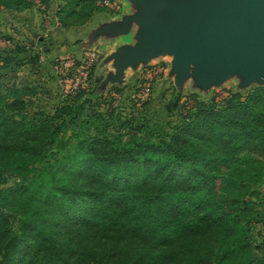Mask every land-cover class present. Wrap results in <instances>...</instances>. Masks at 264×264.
<instances>
[{"label":"trees","instance_id":"1","mask_svg":"<svg viewBox=\"0 0 264 264\" xmlns=\"http://www.w3.org/2000/svg\"><path fill=\"white\" fill-rule=\"evenodd\" d=\"M0 8L25 9L26 0H0ZM83 89L70 92L74 100ZM3 98L0 167L15 154L45 159L78 113L64 104L54 117H27L19 90ZM183 107L156 140L135 138L141 126L124 141L74 135L66 160H44L0 187V264H215L217 241L235 236L246 247L243 218L264 205V85L207 102L191 96ZM245 264H264V254Z\"/></svg>","mask_w":264,"mask_h":264},{"label":"rangeland","instance_id":"2","mask_svg":"<svg viewBox=\"0 0 264 264\" xmlns=\"http://www.w3.org/2000/svg\"><path fill=\"white\" fill-rule=\"evenodd\" d=\"M139 1L26 0L25 9L0 8V100H4V92L15 88L21 93L27 117L37 112L54 117V110L64 104L78 111L55 135L45 159L36 161L29 155L15 154L12 165L0 167V187L23 179L44 160L51 166L66 160L75 151L74 135L102 131L116 137L119 133L124 141L133 138L131 126H141L135 138L156 140L182 120L189 97L207 102L226 92L243 94L253 86L264 85L263 77L246 78L240 66L231 67L218 80L202 83L196 63L188 62L180 73L168 50L141 55L137 58L142 62L127 61L117 67L118 50L110 35L120 28L116 21ZM88 50H96L99 59L74 100L69 85L59 82L54 61L79 59ZM70 72L75 74V70ZM21 88L27 89L25 93ZM258 191L264 194L263 189ZM243 219L248 220L247 246L241 247L235 236L217 241L215 264H245L263 258L264 205L257 202L256 210Z\"/></svg>","mask_w":264,"mask_h":264},{"label":"water","instance_id":"3","mask_svg":"<svg viewBox=\"0 0 264 264\" xmlns=\"http://www.w3.org/2000/svg\"><path fill=\"white\" fill-rule=\"evenodd\" d=\"M125 16L141 26L133 47L115 54L117 67L141 55L171 51L178 71L188 62L200 82L218 80L233 66L246 78H264V0H140Z\"/></svg>","mask_w":264,"mask_h":264},{"label":"built area","instance_id":"4","mask_svg":"<svg viewBox=\"0 0 264 264\" xmlns=\"http://www.w3.org/2000/svg\"><path fill=\"white\" fill-rule=\"evenodd\" d=\"M98 59L99 53L96 50H88L79 59L70 57L54 61L53 70L58 76L59 82L67 83L68 90L71 92L85 82L86 76ZM70 70H75V74H72Z\"/></svg>","mask_w":264,"mask_h":264},{"label":"crops","instance_id":"5","mask_svg":"<svg viewBox=\"0 0 264 264\" xmlns=\"http://www.w3.org/2000/svg\"><path fill=\"white\" fill-rule=\"evenodd\" d=\"M131 11L125 12L124 15L116 21V25L120 27L117 31H114L110 36V39L115 40L116 50L122 47H133L137 42V37L140 34L141 26L134 19H125L127 13L131 15L137 13L141 9V5L138 3L134 4ZM128 62H142V60L136 58Z\"/></svg>","mask_w":264,"mask_h":264}]
</instances>
